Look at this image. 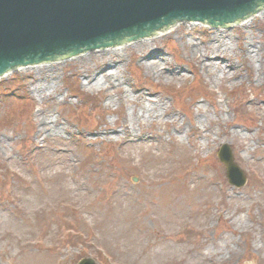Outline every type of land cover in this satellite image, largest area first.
<instances>
[{
  "label": "rangeland",
  "instance_id": "374dc122",
  "mask_svg": "<svg viewBox=\"0 0 264 264\" xmlns=\"http://www.w3.org/2000/svg\"><path fill=\"white\" fill-rule=\"evenodd\" d=\"M193 22L150 42L176 76L147 67L145 49H125L155 41L146 35L97 49L120 46L112 64L90 50L88 64L71 56L0 78V264H264V16L214 28L228 31L237 65L218 79L192 56V40L202 46L211 29ZM40 64L48 79L37 91ZM103 69L120 79L90 86L86 76ZM137 94L168 111L124 133ZM197 104L210 119L197 118ZM37 114L62 128L38 137ZM236 124L257 129L237 138ZM224 144L242 187L218 157Z\"/></svg>",
  "mask_w": 264,
  "mask_h": 264
},
{
  "label": "water",
  "instance_id": "95a60500",
  "mask_svg": "<svg viewBox=\"0 0 264 264\" xmlns=\"http://www.w3.org/2000/svg\"><path fill=\"white\" fill-rule=\"evenodd\" d=\"M262 5L264 0H0V77L45 59L127 43L174 21L232 26ZM218 156L230 183L244 186L247 176L230 145ZM79 264L97 263L84 258Z\"/></svg>",
  "mask_w": 264,
  "mask_h": 264
},
{
  "label": "bare ground",
  "instance_id": "6f19581e",
  "mask_svg": "<svg viewBox=\"0 0 264 264\" xmlns=\"http://www.w3.org/2000/svg\"><path fill=\"white\" fill-rule=\"evenodd\" d=\"M263 9H264V5H262L261 9L255 13L256 15L253 14L250 17L239 19L232 26L239 25L243 27V26L251 25V23L261 14H263L264 16ZM257 13L259 14L257 15ZM179 23L180 21H174L171 24L167 25L164 29L154 30L150 32L151 35H154V37L153 38L151 37V39L155 40L158 37L161 36L163 37V35L166 36L167 34L172 33L174 31L178 32L179 29L185 24V23H180V24ZM193 23H194L193 25H206L209 28H211L209 31L210 38L202 46H199L198 44L194 43V41L192 40V45H191L193 49L192 56L197 58V62L202 66V69L213 79H218L220 76L230 74L228 73V71H232V70L236 71L237 65L232 58L233 54L235 53V48L231 44V37L228 36L229 34L228 31L226 29H214L216 27H210V24L204 22L194 21ZM149 39L150 38H145V40L143 39L140 42L137 41L127 47L125 46L126 47L125 49L126 50L132 48H138L140 50L145 49V51L142 53L143 54L142 61L144 60L145 62L144 64L147 67L155 69L158 75L165 72L168 73L167 74L168 76L169 74L174 76H176V74H180L179 71L180 67L177 68L170 67L169 61H167V57H164V55L160 53L161 51H158V49L152 46V44L150 43L152 42L155 44L156 40L148 41ZM119 47L116 48L112 47L109 49L105 48L104 50L94 49L97 51L96 52L94 51L92 53L90 52L89 53L86 52V53L89 54V57L91 58L97 56H103V57L106 56L107 62L109 64L110 63L112 64L115 59L119 58L118 56L121 57L123 56V53H121V51H118ZM242 50H246L248 56H251L252 58L256 57L257 56L256 53L257 52L259 53L260 51L258 47H255L254 45H250L249 42L245 44V49ZM230 54H232V56ZM85 55H86L85 53L83 54L81 53L79 55L76 54V55H72V57L70 56L72 59L71 58L69 59L71 60L78 59V61L84 64H88L89 60L85 57ZM67 56L68 55L56 57V59L53 58L45 59L40 63L50 62V64H52L54 62H62L65 61L66 58H68ZM38 66L41 67H39V73L37 74L36 77L37 78L36 82H38V85H35V89L37 91H42L43 88L40 81L42 80V77L48 79V75L45 74V72L47 71L45 65L40 64ZM22 68H24V66L15 68V70H12L10 72L7 71V74H5V76L6 75L8 76L11 72L20 70ZM164 70L165 72H163ZM39 75H45V76H39ZM86 77L88 81L87 83L90 86H97L101 89L105 88L106 86L109 87L113 86L115 82L120 79L115 73L109 72L108 70L105 71V69L102 70L101 74L96 73L94 75H90ZM125 98H127V96H125ZM133 99L135 100V104L132 107L131 112L125 114L123 116V119L121 120L122 132L124 133L134 132L136 126H145V124L147 123H152L155 120L166 116L168 108H165L166 104L163 103L161 100H157L151 95L146 97L141 94H137L136 96H133ZM120 101H121L120 98H118V102ZM197 112H198L197 118H199V120L202 119L203 117H206L208 119H210L211 117L205 105L197 104ZM200 115L202 116L200 117ZM37 125H38V132H37L38 137L51 134L53 131H59L62 128V125L59 123V121L58 120L53 121V117L49 115H43V117H41L40 114H37ZM194 125H198V124L196 123ZM256 129L257 127L251 125L236 124L232 127L230 132L233 133V135L236 137L238 136L241 138H247L248 135L249 136L253 135V132ZM117 132H118L117 128H112L108 134L111 135L112 133H117ZM103 134L105 135V132H103Z\"/></svg>",
  "mask_w": 264,
  "mask_h": 264
}]
</instances>
